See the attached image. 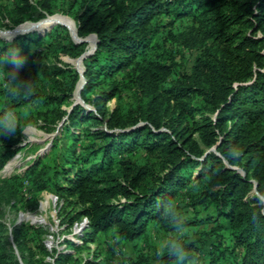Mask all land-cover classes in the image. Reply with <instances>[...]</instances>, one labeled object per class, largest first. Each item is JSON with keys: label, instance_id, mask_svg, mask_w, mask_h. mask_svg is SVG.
<instances>
[{"label": "trees", "instance_id": "16d2710c", "mask_svg": "<svg viewBox=\"0 0 264 264\" xmlns=\"http://www.w3.org/2000/svg\"><path fill=\"white\" fill-rule=\"evenodd\" d=\"M36 4L47 13L67 14L78 36L93 33L97 42L85 58L93 44L74 42L63 25L0 37V58L18 53L21 78L32 84L25 95L20 85L0 83L2 110L24 107L23 118L42 119L46 131L63 122L50 149L53 164L44 162L45 153L3 184L21 187L27 180L36 191L54 189L68 203L81 204L77 214L88 218L90 231L82 245L65 239L70 249L50 254L43 230L30 226L20 234L14 226L20 249L28 233L38 248L24 264H180L167 247L171 242L188 254L185 264H264V0ZM31 7L29 0L0 3V18L8 20L3 26L23 22ZM185 49L195 52L190 72L177 60ZM62 54L79 56L75 63L82 58L79 95L90 108H62L79 79L71 67L47 73L53 93L37 85L31 62ZM3 65L11 67L0 63V71ZM61 138L70 143L59 153ZM0 139L1 169L18 138ZM150 228L171 236L152 254L141 249ZM110 230L112 238L132 242L135 256L113 257L96 245L91 258L79 261L76 254L87 243L100 244L97 234ZM4 232L0 222V264H19Z\"/></svg>", "mask_w": 264, "mask_h": 264}, {"label": "rangeland", "instance_id": "374dc122", "mask_svg": "<svg viewBox=\"0 0 264 264\" xmlns=\"http://www.w3.org/2000/svg\"><path fill=\"white\" fill-rule=\"evenodd\" d=\"M5 1L6 0H0V3H4ZM29 3L32 7L27 12L25 20L15 27H4L3 25L8 23V20L0 18L1 38L11 39L18 34L33 31L43 33L45 30H49L55 25H63L69 30L71 38L74 42L77 43V40H84L80 42H85L86 47H88L87 44L88 41H90L94 46L95 36H93V33H89L83 37L78 36L74 20L67 14H63L57 9H53L52 13H47L38 7L36 0H29ZM14 31L18 32L14 33ZM91 36L94 37V39L91 38ZM194 55L195 52H190L185 49L182 56L179 54L177 56V60L181 63L180 67H183L186 72H190ZM78 57L73 58L62 54L57 59L52 57L35 59L31 62L33 65H30L32 69L37 72V85H39L42 91L48 93H53L51 84L47 81V78L49 77L47 73L53 67L63 68L68 66L78 72L79 79L75 85L76 89L74 88L73 90L70 102L62 105V108L66 111H69L74 104H81L86 108H90V106L83 102L79 95V88L81 85L79 71L84 70V66L82 58L75 63V60ZM3 67V72L5 73H7L10 69L5 65H3ZM3 72H0V83L5 85L8 79L4 76ZM124 96L126 99L129 97V95ZM4 103V97L0 94V110L5 107ZM114 103L115 99L109 101L107 103L108 108H113ZM24 111H26L24 107H19L16 111H14L17 114L19 126L22 132H19V130L17 131L14 138H18V142L11 147L14 152L11 156L6 158L2 168L0 169V186H3L2 193H0V222L4 226V235L6 237L5 241L7 242L6 247L12 250L14 259L19 264H24L23 261L26 258H30L32 254L37 255L38 248L35 246L33 241L27 240L29 237L28 233L26 234V241L21 244L20 249L13 238L12 228L14 226L21 227L20 234L26 229L30 230V226H35L43 230L45 233L41 236L42 242L50 254L70 249L65 239H69L75 244L82 245L81 237L85 232L90 231L89 223L85 222V216H79L77 214L82 208L81 204L74 205L72 203H68V201L62 198L57 192H55L54 189L49 188L36 191L27 180H23L21 187H17L9 183L3 184L4 180L11 177L13 174H18L24 171L32 165L33 161L37 159V157H42L45 153L48 154L47 157L43 159L44 162L50 165L53 164L54 151H51L50 149L54 138L59 137L61 134L63 122L59 121L51 131H46L42 127V119L35 118L32 115L31 122L26 121L23 118ZM92 124L94 125L96 123ZM96 125L98 127H102L101 123ZM69 143V139L61 138L58 142L56 151L62 153ZM1 145L2 140L0 139V147ZM1 152L5 154L4 150H1ZM140 153L141 152H138L137 155ZM58 160L60 163H63L60 157ZM232 167L242 173L238 166ZM177 207L178 211L186 213L182 204H179ZM149 232L150 235L147 239L148 242H143L141 244L143 252H148L149 254H152L155 251L160 252L171 240L170 234L166 232H158L152 228H150ZM179 235H184L183 230L179 232ZM97 239L100 244L87 243L85 248L76 254L79 261L91 258L93 250L96 249V245H99L98 247L103 253L106 252L113 255V257L119 258L123 256L133 258L135 256L132 242L112 238L111 230L107 233H98ZM22 255H24L25 258ZM46 259L52 262L51 257H46ZM152 264L161 263L155 261ZM218 264L226 263L219 262Z\"/></svg>", "mask_w": 264, "mask_h": 264}, {"label": "clouds", "instance_id": "9594fccd", "mask_svg": "<svg viewBox=\"0 0 264 264\" xmlns=\"http://www.w3.org/2000/svg\"><path fill=\"white\" fill-rule=\"evenodd\" d=\"M5 62L11 66L10 71L7 73L3 71L0 72H3L4 76L13 86L20 85L23 93L25 95L29 94L32 89V84L28 80L22 79L19 71L24 63L23 58L18 53L11 52L6 58H0V63ZM12 94L14 96H19L21 92L18 91ZM18 130L19 132H22L17 114L11 110H0V137L14 138ZM239 156L240 154L236 153L234 159H239ZM167 247L169 248L170 253L176 256L180 264H185L188 254L179 243L171 242Z\"/></svg>", "mask_w": 264, "mask_h": 264}, {"label": "water", "instance_id": "95a60500", "mask_svg": "<svg viewBox=\"0 0 264 264\" xmlns=\"http://www.w3.org/2000/svg\"><path fill=\"white\" fill-rule=\"evenodd\" d=\"M22 31H24V30H22ZM16 32H18V31H16ZM15 31H14V33H16ZM13 33V34H14ZM93 36H95V42H94V46H93V48H92V50L89 52V53H87V55L85 56V57H88L89 55H91L93 52H94V50H95V46H96V42H97V39H96V35L95 34H93ZM80 41H84V40H77V42H80ZM79 73H80V80H81V85H80V88H79V91H80V89H81V87H82V84L84 83V78H83V76H82V73H83V70H81V71H79ZM215 149V145L210 149V150H214ZM228 167H230V168H233V169H235L234 167H231V166H228ZM254 186H255V183H254ZM255 189H254V187H253V191H254Z\"/></svg>", "mask_w": 264, "mask_h": 264}, {"label": "built area", "instance_id": "2783aa9c", "mask_svg": "<svg viewBox=\"0 0 264 264\" xmlns=\"http://www.w3.org/2000/svg\"><path fill=\"white\" fill-rule=\"evenodd\" d=\"M85 222L89 223V221H88V218H87V217H85Z\"/></svg>", "mask_w": 264, "mask_h": 264}]
</instances>
